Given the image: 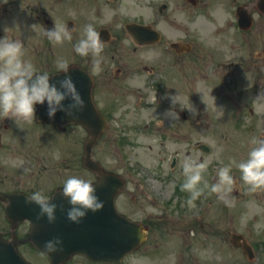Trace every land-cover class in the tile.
Segmentation results:
<instances>
[{
	"label": "rangeland",
	"instance_id": "obj_1",
	"mask_svg": "<svg viewBox=\"0 0 264 264\" xmlns=\"http://www.w3.org/2000/svg\"><path fill=\"white\" fill-rule=\"evenodd\" d=\"M169 1L120 0L117 5L113 3L104 8L102 16L110 19L117 15V24L120 26L128 21L150 22L159 16L160 6L170 4ZM205 1L213 3L216 0ZM220 1L223 4L224 0ZM170 6L175 24L173 27L169 25L167 10L159 18L158 28L169 37V44L183 39L192 42L196 46L195 53L181 58L169 52V92L163 104H158V97L152 98L155 100V108L131 111L122 121L121 129L116 128L119 130L120 141H129L136 136L138 143L130 141L120 152L114 148L106 153L101 145L96 149L95 156L105 167L124 174L128 179V187L119 202L124 213L138 220L160 222L170 235L176 236L185 244L193 242L196 245L192 248L196 258L189 264H200L202 256H199L202 254L209 264L213 259L231 264L223 261L225 256L234 253L227 240H207L203 247V234L198 230H194L195 237L191 234L188 238L184 237L183 229L196 221L197 206L194 203L198 200L187 198L191 194L187 197L177 194V188L183 180L196 188H202L199 200L205 201L204 206L214 202L212 220H218L217 215L226 217L233 230L244 232L246 237L259 245L263 253L259 255L260 261L254 264H264V247L261 245L264 241V193H261L264 186L259 176L264 171V161L260 159L257 147L258 138L264 137V33L255 35L249 42L248 38L231 27L232 24L220 25L215 13L211 17L201 14L209 10L203 5L189 8L186 0H172ZM96 11L92 13V32L106 24L97 16ZM228 19L230 16L223 12L222 22L226 23ZM221 27L223 30H220ZM22 33L27 37L30 35L27 31ZM222 39H225L224 44H221ZM65 40L61 41L60 48L53 50L45 48L46 45L40 53L24 50V60L31 64L33 59H40L43 54L50 57L48 52L52 51L54 66L60 65L69 57V47H65L68 46ZM246 42L250 50L247 49ZM129 46L131 47L130 44ZM158 52L159 50H142L139 55L141 65H153L152 58H156ZM29 53L32 54L31 59L28 57ZM248 53L251 56L249 65L246 62ZM248 66L252 71H246ZM38 68L44 71L57 70L52 68V64L40 63ZM142 81L143 78L137 84L141 85ZM252 88L254 92H251ZM181 111L187 113L186 121L181 119ZM154 122L169 126V136H161L157 131L145 129L149 123ZM24 126L27 133H31L33 125ZM37 130L35 127V134L38 133ZM46 131L49 135L52 134L51 130ZM36 136L39 138V135ZM58 136V142L64 144V148L55 153L53 170L65 162L63 158L69 154V144L74 146L72 159L74 156L83 157L87 135L81 128H72ZM197 142L209 146L210 153L204 154L196 150L194 146ZM105 144L108 143L105 141ZM42 152L44 154V149L34 148L33 152L24 153L32 157L27 165L26 157L7 162L0 160V189L43 193L42 180L52 170L41 171L38 157ZM173 156H178V164L174 169L171 168ZM6 163L9 174L7 179ZM213 167L218 170L214 171ZM55 171L57 175L69 173L66 169ZM74 171L73 176H83L80 171ZM6 180L7 184L3 183ZM206 185L211 187L207 188ZM234 191L238 193L234 195ZM218 202L232 207L218 209ZM167 203L170 204L169 207ZM181 204L180 209L174 212V207ZM182 209H188V212H183ZM234 210L238 213L236 217H232ZM3 214V209L0 208V229L10 232V225L4 220ZM26 230L27 226L21 227L19 235H23ZM163 235L164 233L154 230L148 247L125 264H164L162 256L165 253V242L161 241ZM21 251L33 264H50L47 257L30 247H23ZM177 254L179 253H169V264H178L180 258ZM147 256H154L156 259L145 258ZM240 263L239 257L235 264ZM70 264L88 263L83 258H76Z\"/></svg>",
	"mask_w": 264,
	"mask_h": 264
},
{
	"label": "flooded vegetation",
	"instance_id": "obj_2",
	"mask_svg": "<svg viewBox=\"0 0 264 264\" xmlns=\"http://www.w3.org/2000/svg\"><path fill=\"white\" fill-rule=\"evenodd\" d=\"M117 1L119 0H0L1 160L7 161L11 145L22 144V140L15 137L18 130L16 125L33 119V115H37L39 111L34 101L17 88L18 77L24 71L45 74L38 69H25V60L21 52H17L18 55L15 54L13 59H10L7 53L22 49L40 53L43 50L45 35L54 46L59 42L60 33L68 32L67 42L72 47L69 67L80 68L92 76L93 101L107 121L106 132L111 136L107 135L106 142L110 145H118L120 136L116 128L121 129L122 121L128 113L137 111L138 107L155 108V100L152 98L158 97V104H163L169 92V40H164L161 35V40L157 44L138 45L129 33L127 24L120 26L117 24L116 15L107 19L100 12L101 6L108 7ZM256 2L257 0H244L243 4H238V0L232 1L234 11L239 5H246L255 16L248 37H252L254 32L261 33L264 28V15L255 9ZM96 8L98 17L106 24L98 28V34L92 35L90 30L92 11ZM236 22L234 19V25L237 27ZM151 23L152 21L147 22L146 26L154 28ZM26 29L35 35L34 39L30 38V41H27L18 32L22 33ZM129 44H132L131 47ZM146 48L151 51L159 50L158 56L152 58L154 64L151 66L140 63L139 55ZM142 71L147 74H143ZM141 78L142 84L138 85L137 81ZM167 110L169 111V105ZM12 128H15V134L11 138ZM137 128L140 129L139 126ZM145 129L155 130L161 136H169V126L161 122L149 123ZM5 182L7 183V180ZM47 185L48 183L44 184ZM53 188L56 186L53 185ZM57 188L61 189L62 186ZM200 216L206 221L205 212H201ZM202 228L205 231L204 225ZM231 232L232 228L226 231ZM222 235L218 233L213 236ZM166 243H169V240Z\"/></svg>",
	"mask_w": 264,
	"mask_h": 264
},
{
	"label": "water",
	"instance_id": "obj_3",
	"mask_svg": "<svg viewBox=\"0 0 264 264\" xmlns=\"http://www.w3.org/2000/svg\"><path fill=\"white\" fill-rule=\"evenodd\" d=\"M50 85L55 88L61 105L67 113L87 115L90 120V131L93 139L88 142V150L103 130V124L98 119V114L93 108H88L86 113H79L77 108H72L77 102H70L79 97L84 105L89 99V86L82 76L71 77L68 72L50 80ZM37 83V82H33ZM83 84V85H82ZM87 104V103H86ZM90 107V106H89ZM64 111V110H63ZM62 111V112H63ZM62 112L58 114H62ZM85 123L86 121L82 120ZM203 148V147H202ZM208 152L207 148H204ZM103 183L96 185L95 191L100 194ZM120 185L112 180L107 182V187L102 189L106 195L107 205L97 210L98 213L80 210L78 202H84V193H74L70 198L56 197L48 204H40L36 200H29L23 195H9L11 205L7 208L8 217L17 222L29 219L32 221V232L23 242L5 243L0 239V264H29L18 252V244L33 242L35 246L44 251L51 259L52 264L65 262L72 254L83 253L92 260L115 262L120 260L131 244H128V224L115 212L114 198L119 192ZM69 200V204H68ZM94 202L96 204L97 200ZM99 202V200H98ZM94 203V204H95ZM78 212L84 214L80 216ZM87 217L89 219H87ZM120 241L124 245L120 246Z\"/></svg>",
	"mask_w": 264,
	"mask_h": 264
}]
</instances>
